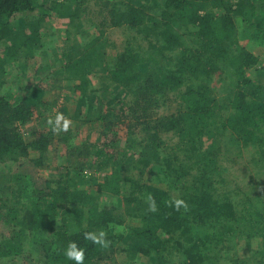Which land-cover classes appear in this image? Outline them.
Segmentation results:
<instances>
[{"label":"trees","instance_id":"16d2710c","mask_svg":"<svg viewBox=\"0 0 264 264\" xmlns=\"http://www.w3.org/2000/svg\"><path fill=\"white\" fill-rule=\"evenodd\" d=\"M69 1L77 9L86 2L0 0V48L6 43L4 57L0 53V77L6 74L8 62L17 61L21 53L31 54L33 42L39 37L35 20L39 16L32 12L42 9V18L51 10L71 16L66 10H70ZM154 5L157 16L144 12L147 22L135 5H125L118 24L138 31L152 30L149 47L153 53L167 56L179 51L175 65H180L181 75H176L177 69L172 67L156 69L155 55L129 47L117 54L107 77L132 96L127 110L137 123L126 122L125 126L128 136L135 135L138 126L144 135L142 140L140 135L136 137L135 145L140 146L138 168L144 170L154 161L158 166L152 178L167 181L169 189L137 183L138 189L123 200H138L137 193L145 190L150 208L141 214L143 224L125 234L117 230L123 223L117 206L101 203L103 194L123 196V187L134 179L125 173L124 162L114 153L92 144L78 147L74 152L77 165L64 167L57 178L50 177L43 185L29 174L0 170V221L15 229L9 238L0 241V259L20 255L29 245L40 256V264H75L65 255L74 242L84 251V264H93L127 239L132 241V251L158 264H206L207 260L215 264L232 236H264V228H260L264 226L263 207L256 209L255 215L261 221L255 223L245 217L254 208L250 197L245 200L251 205L238 207L231 202V192L219 196V185L224 181L216 156L222 137L229 134L233 142L255 146L264 159V86L249 75L259 61L249 48H264V0H155ZM64 8L67 13H63ZM120 9L121 5H113V10ZM113 13L117 16L116 11ZM26 27L32 30L27 32ZM180 29L193 35L198 45L183 49ZM90 45L79 51L78 43L70 45L62 56L66 72L80 73L71 79L78 80L72 86L81 98L90 96L87 71L104 61L103 52L94 44L87 51ZM225 61L235 77L233 93L223 103L209 83H197L195 78L211 76L217 62ZM259 71L264 72V68ZM41 87L37 86L39 94L43 92ZM171 92L176 93L177 109L157 116L154 110L162 105L158 95L166 97ZM41 103L38 98L15 101L0 92V163L16 162L35 150L38 155L31 162L35 166L45 164L56 139L55 121L48 130L32 129L31 139L22 129L32 122ZM38 115L43 117L45 113ZM112 125L106 123V130ZM169 134L176 139L170 145L164 137ZM205 135L212 138L207 145ZM82 157L111 166L103 181H95L93 175L85 178ZM89 180L97 182L96 189L85 186ZM87 234L96 239L86 238ZM212 247L220 253L210 255ZM171 258L175 263H169Z\"/></svg>","mask_w":264,"mask_h":264},{"label":"rangeland","instance_id":"374dc122","mask_svg":"<svg viewBox=\"0 0 264 264\" xmlns=\"http://www.w3.org/2000/svg\"><path fill=\"white\" fill-rule=\"evenodd\" d=\"M154 4L155 0H86L77 9L69 1L70 10L67 8L66 10L71 16H64L62 13L51 10L50 14L43 18L42 9H36L32 13L41 16L35 19L38 22L36 26L39 37L33 42L31 54L22 55L21 53L17 61L8 62L6 74L0 77V92L8 95L12 100L38 98L42 102L39 107L37 106L38 109L35 110L32 122L22 128L27 139H31L32 129L48 130L51 126L49 120L55 121L58 115L63 117L59 128L56 127V139L49 147L44 165L35 166L31 162V159L38 155V152L34 150L31 151V156L21 158L16 162L0 163V170L29 174L43 185L46 179L57 178L60 171L65 170L64 167L77 165L74 152L78 147L85 148L87 144H92L96 148H103V151L114 153L118 157L117 160L124 162L122 165L125 167V173L133 176L134 179L123 187V196L103 194L101 203L108 207L117 206V211L123 218V223L117 227V230L125 234L143 224L141 214L150 208L145 190L137 193L140 196L138 200H123L134 189H138L137 183L147 182L169 189L167 181L159 180V177L158 179L152 178L158 166L154 161L144 170L138 168L140 146L135 145L136 137L140 135L139 139L142 140L144 135L138 126L140 132L138 133L137 130L134 137L128 136L129 131L125 126L126 122L132 125L137 123V120L127 110L132 96L107 77L109 69L115 64L117 54L129 47L155 55L156 69L165 67L164 70H166L172 67L177 69L176 75H181L178 71L180 65H175L179 51L169 53L167 56L161 55L158 51L153 53L149 47L150 33L153 35L152 30L138 31L137 28L118 24L119 16L127 5H135L139 9V14L143 15L144 21L147 22L144 12L157 16V7ZM113 5H121V9L113 10ZM113 11H116L117 16ZM28 28L30 27L24 29L30 32L32 29ZM179 31L182 33L183 49L198 45V40L193 35L185 34L184 29ZM3 43L4 47L0 48L2 57L6 51V43ZM76 43L80 45L78 51L85 50L91 44L87 50L89 51L94 44V47H97L101 53L103 52L104 57L103 64L86 73L90 83L87 86L90 96L84 98H81V93L76 92L72 86L78 80L71 78L74 75L78 77L80 73L69 74L63 68V53L70 45H76ZM249 49L259 58L249 75L256 84L264 86V72L259 71L260 68H264V48ZM217 65V70L211 76L199 77L197 76L199 72H197L195 81L209 83L218 99L224 103L233 93L235 74L230 63L217 62ZM200 66L202 67L203 64ZM39 85L43 87H41L43 92L40 94L37 90ZM158 97L162 105L154 110L157 116L170 114L177 109L178 100L175 92H171L166 97L161 95ZM39 112H44L45 116L40 117L39 115L42 114L38 115ZM64 121L68 122L67 131L63 130ZM108 122H113L110 130L105 128ZM164 137L168 145L176 141L171 134ZM204 138L206 145L212 140L210 135H205ZM217 152V161L221 166V177L224 181L219 185L220 189L218 187L219 196L227 191L231 192V202L238 207L251 205L247 202L248 200H245L250 197L254 202V208L251 207L250 213L246 212L245 217L258 223L261 217L255 215L256 209L264 208V159L259 156L255 146L233 142L229 134L222 137V146ZM94 157L98 158V156ZM95 160L91 157H82L81 166L85 168V178L89 179L93 175L96 178L95 181L101 182L111 170V166H105L103 163L94 164ZM91 181H86L85 186L96 189L97 182ZM132 184L135 186L132 187ZM14 230L13 226L0 221V241L9 238ZM131 243L132 241L129 242L126 239L120 246L115 245L105 258L93 264H158L152 262L149 256L132 251ZM212 249L210 255L220 253L216 247ZM177 257L176 255L173 257L176 262ZM173 259L168 260L169 263H175ZM0 264H40V256L29 245H26L22 254L6 257L5 260L0 259ZM206 264H213V262L207 260ZM215 264H264V236H254L251 239L232 236L228 248L222 252Z\"/></svg>","mask_w":264,"mask_h":264},{"label":"clouds","instance_id":"9594fccd","mask_svg":"<svg viewBox=\"0 0 264 264\" xmlns=\"http://www.w3.org/2000/svg\"><path fill=\"white\" fill-rule=\"evenodd\" d=\"M63 120V117L62 116H57L55 118V125L57 128H59L60 126V121ZM49 124H53V121L52 120H49ZM67 128H68V122L67 121H64V124H63V130L67 131ZM179 203L180 202H177L178 206H179ZM88 239H93L95 240L96 238L94 236H92L91 234H87V237ZM65 255L66 257L69 259V260H73L75 261V264H84V251L82 249H78L77 248V245L73 242L71 243L69 246H68V249L66 250L65 252Z\"/></svg>","mask_w":264,"mask_h":264}]
</instances>
